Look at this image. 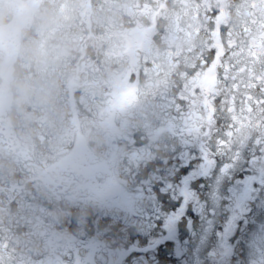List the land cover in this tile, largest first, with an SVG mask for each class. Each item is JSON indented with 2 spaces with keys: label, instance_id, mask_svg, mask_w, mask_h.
<instances>
[{
  "label": "flooded vegetation",
  "instance_id": "af4514ba",
  "mask_svg": "<svg viewBox=\"0 0 264 264\" xmlns=\"http://www.w3.org/2000/svg\"><path fill=\"white\" fill-rule=\"evenodd\" d=\"M141 1L128 28L110 29L116 47L102 43L92 57L109 48L132 65L119 98L138 120L117 146L127 149L133 205L96 213L79 244L54 257L0 235V264L26 255H41L33 264H264V0H179L174 14L170 0ZM87 3L76 22L99 30L103 8ZM0 202L40 228L24 247L34 238L47 247L56 203L22 181L0 186Z\"/></svg>",
  "mask_w": 264,
  "mask_h": 264
},
{
  "label": "clouds",
  "instance_id": "9594fccd",
  "mask_svg": "<svg viewBox=\"0 0 264 264\" xmlns=\"http://www.w3.org/2000/svg\"><path fill=\"white\" fill-rule=\"evenodd\" d=\"M86 10L74 4L68 21L48 0H0V179L37 188L77 222L54 227L46 248L34 238L24 253L67 252L89 218L134 203L123 178L127 149L117 146L138 120L119 98L132 65L92 58L116 42L91 35L95 25L79 26Z\"/></svg>",
  "mask_w": 264,
  "mask_h": 264
},
{
  "label": "trees",
  "instance_id": "16d2710c",
  "mask_svg": "<svg viewBox=\"0 0 264 264\" xmlns=\"http://www.w3.org/2000/svg\"><path fill=\"white\" fill-rule=\"evenodd\" d=\"M13 181L5 182L3 179H0V186L11 184ZM51 215H49L50 223L53 228L58 227V225L64 222L62 218L63 209L57 207V204L53 205L51 208ZM77 227V224H74V228ZM32 230L31 224L28 221H22L18 217L13 208L9 205L0 202V235L4 237H9L11 242H16L18 238H23V236ZM109 243L112 240L109 238Z\"/></svg>",
  "mask_w": 264,
  "mask_h": 264
},
{
  "label": "rangeland",
  "instance_id": "374dc122",
  "mask_svg": "<svg viewBox=\"0 0 264 264\" xmlns=\"http://www.w3.org/2000/svg\"><path fill=\"white\" fill-rule=\"evenodd\" d=\"M237 8H240V6H238ZM64 14H65V18L68 21H71L70 17L65 12H64ZM105 29H107V27ZM112 51H113L112 49L107 48V52L109 54H111ZM107 228H108V226H105V231H107ZM25 244H26V240H25V238H23L21 240V242H20V246L24 247ZM5 249H6V244H2V250H0V252L3 254V256H7V253L5 252ZM41 253H42V251H41ZM39 260H41V255H40V257L38 259H32L30 256L26 255V256L18 259V260H14L13 264H33V263H35V262H37Z\"/></svg>",
  "mask_w": 264,
  "mask_h": 264
}]
</instances>
